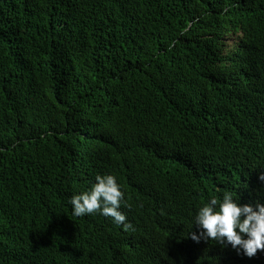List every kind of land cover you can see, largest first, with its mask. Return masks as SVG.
<instances>
[{"label": "trees", "instance_id": "obj_1", "mask_svg": "<svg viewBox=\"0 0 264 264\" xmlns=\"http://www.w3.org/2000/svg\"><path fill=\"white\" fill-rule=\"evenodd\" d=\"M238 111L264 153V0H0V264H174L200 199L252 198ZM104 173L133 230L72 214Z\"/></svg>", "mask_w": 264, "mask_h": 264}, {"label": "clouds", "instance_id": "obj_2", "mask_svg": "<svg viewBox=\"0 0 264 264\" xmlns=\"http://www.w3.org/2000/svg\"><path fill=\"white\" fill-rule=\"evenodd\" d=\"M232 115L235 129H226L224 135L231 143L232 176L243 194L248 186L253 188L252 198L241 203L234 189L222 183L225 188L222 195L200 199L192 223L178 242L182 250L175 254L174 264H203L204 252H211L218 259L215 264H234L227 261L231 256L264 264V153L256 149L250 136L253 118L240 111ZM207 183L208 179H199L198 189L183 200L190 204L180 217L183 223L194 197L205 192ZM123 198L124 192L116 176L104 173L96 175L92 187L73 194L69 203L74 216L100 212L129 231L133 230V225L121 211Z\"/></svg>", "mask_w": 264, "mask_h": 264}]
</instances>
